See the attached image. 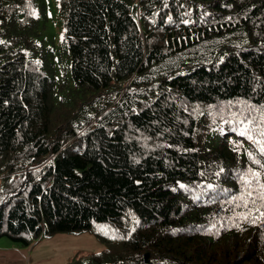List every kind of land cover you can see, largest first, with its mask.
<instances>
[{
	"label": "trees",
	"instance_id": "obj_1",
	"mask_svg": "<svg viewBox=\"0 0 264 264\" xmlns=\"http://www.w3.org/2000/svg\"><path fill=\"white\" fill-rule=\"evenodd\" d=\"M57 11L58 44L45 0H0V239L104 243L69 264H264V0Z\"/></svg>",
	"mask_w": 264,
	"mask_h": 264
},
{
	"label": "rangeland",
	"instance_id": "obj_2",
	"mask_svg": "<svg viewBox=\"0 0 264 264\" xmlns=\"http://www.w3.org/2000/svg\"><path fill=\"white\" fill-rule=\"evenodd\" d=\"M47 5L49 32L48 39L51 38L56 44L62 37V19L57 11V0H45ZM62 58V71L65 64H69L66 54L59 55ZM10 248L15 254L18 250L26 249V254L20 256L18 264H69L78 252H100L105 248L93 232L81 233H58L48 238H39L28 248L20 247L17 243L8 238L0 239V249Z\"/></svg>",
	"mask_w": 264,
	"mask_h": 264
},
{
	"label": "crops",
	"instance_id": "obj_3",
	"mask_svg": "<svg viewBox=\"0 0 264 264\" xmlns=\"http://www.w3.org/2000/svg\"><path fill=\"white\" fill-rule=\"evenodd\" d=\"M9 249L10 248L5 247L0 249V264H18L20 256L26 254V249L18 250L15 254L11 253V250Z\"/></svg>",
	"mask_w": 264,
	"mask_h": 264
}]
</instances>
